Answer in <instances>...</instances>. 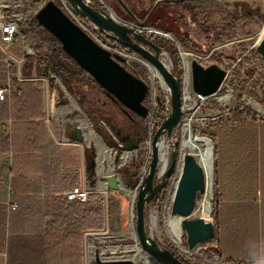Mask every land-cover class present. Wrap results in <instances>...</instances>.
<instances>
[{"label": "trees", "instance_id": "1", "mask_svg": "<svg viewBox=\"0 0 264 264\" xmlns=\"http://www.w3.org/2000/svg\"><path fill=\"white\" fill-rule=\"evenodd\" d=\"M92 1L91 5L94 8L102 7L97 0ZM156 1L113 0L110 5L119 17L129 21H131L130 18L144 21L147 27L175 37H179L184 28L180 12L188 14L196 11L203 12L207 5L203 1L196 3L187 0H175L173 3L164 1L152 10ZM56 5L60 7L58 3ZM121 9L125 14L121 12ZM30 26L31 29L28 32L32 34V38L40 42L38 47L43 46L45 50L34 55L24 54L21 52L19 41L14 42L10 47V53L13 56L26 62L23 73L26 79L15 82L19 95L0 102L6 115L5 122L10 121L9 132H5L7 123L2 125L4 131L0 147L8 153L19 150L24 152L40 150L43 155L40 166L43 186L31 187V181L28 180L25 183L19 175L8 179L9 189L13 191V194L8 196L5 203L0 204V252L6 255L5 264H82L81 233L101 231L104 226V211L106 210L110 218L111 209L115 207L114 200L108 197L107 207H105V200L99 193H91L85 203L68 201L60 194L67 189L68 185L74 187L78 184L77 182L73 184L72 181L68 183L66 177L62 176L61 162L53 152L45 153L47 150L45 147L48 144H41L46 133L42 122L44 119L43 83L40 80L28 78H31L32 71L35 77L44 76L51 80L56 78L75 99L79 108L92 123L94 130L108 146L115 147L116 140L101 121L111 128L115 137L122 141L124 148L137 149L141 139L140 127L143 119L133 116L125 120L123 114L128 112L127 109L103 90L110 103L99 101L93 91H85V87L99 86L62 51L58 41L35 20V17ZM26 33L27 31H24V34ZM151 38L168 54L172 62V73L181 79L182 65L174 43L170 41L162 43V36L151 35ZM4 60L5 56L0 49V86L4 85L8 76ZM11 67L10 76H14L15 67L12 65ZM58 92L62 95L61 90ZM156 103L155 131L168 114L164 100L157 98ZM167 105L169 110V101ZM242 110L244 109L241 108L235 113L237 118L246 112ZM245 116L250 117L251 121L241 120L236 123L234 129L217 132V137L214 138L213 207L210 213L215 227L214 250L223 261L234 264H243L239 258L238 241L234 243L237 235L252 228L254 230V220H247L240 214L239 204L243 197L240 198L237 193L238 174L241 168L242 171L252 170L257 148L255 113L248 111ZM49 146L55 149L52 145L49 144ZM94 157L95 152L92 146L84 150L85 175L89 183L95 180ZM9 168L11 170L12 166ZM138 169L139 165L135 163L118 169L126 186L133 187L138 183ZM220 175L235 177L232 184L236 187V191L233 189V194L229 189H227L228 193H224L221 187L222 181L219 182ZM21 181L23 184L19 187L17 183ZM40 192L44 193L42 197L38 195ZM54 193L59 194L52 195ZM157 195L158 193L152 199L153 201ZM219 199L231 200L234 204L226 206L220 203ZM12 204L15 205L14 209H11ZM231 237H234L232 241ZM168 249L185 264H190L178 256L173 249ZM150 261L152 264H157L153 259Z\"/></svg>", "mask_w": 264, "mask_h": 264}, {"label": "rangeland", "instance_id": "2", "mask_svg": "<svg viewBox=\"0 0 264 264\" xmlns=\"http://www.w3.org/2000/svg\"><path fill=\"white\" fill-rule=\"evenodd\" d=\"M34 1L21 0L22 4L18 7H11L10 11V13H18L23 17L25 31L27 33L23 40H19V44L21 52L29 55H34L39 51L45 50L43 46L38 47L40 42L32 38V34L28 31L31 29L30 24L33 22L35 12L41 5L50 0ZM52 1L58 3L60 8L66 14L70 15V9L66 0ZM97 1L103 8H106L112 13L119 22L134 25V20L131 18V21H129L119 17L114 12L110 5L113 3V0ZM2 2L6 3L4 1ZM2 2L0 1V4ZM88 2L92 4L93 1L88 0ZM190 2L196 3L199 1L190 0ZM203 2L207 4L203 12L196 11L193 14H188L179 11L182 17L181 23L184 26L179 37L171 35L170 37L163 36L161 38L162 43L167 41L174 43L181 61L182 75H184L185 61L188 62L189 80H187V84L185 85V80L183 79L185 94L183 95L181 122L174 130L171 141L165 139V146L163 147L168 152L169 162L173 144L177 145L178 166H176L171 177L167 179L163 188L158 192L155 201L151 200L145 206V223L146 230L153 239H156L160 245L173 249L178 256L190 264H234L223 261L215 252L214 238L210 241L197 244L192 249L188 248L185 231L181 227L178 231L173 228L172 224L174 222H181L182 217L171 214V197L172 194L174 195L176 181L181 172L183 161L179 168V143L185 134V125L187 123L191 131L195 132L199 138L202 137L209 141L208 143L212 147L211 172L213 175L215 161L214 138L216 139L217 132L224 129H234L237 122L249 119L250 117L245 116L248 111L255 113L256 120H264V55L256 51V47L260 41L259 32L264 29V0H203ZM127 6L129 7V4ZM121 12L124 13L122 9ZM97 38L106 47L116 48L113 43L102 36L97 35ZM13 57L16 58V56ZM161 57L165 58L166 65L171 70L172 62L164 50ZM17 60L20 62L19 66H15L14 75H17V71L19 70V76L22 79H26L23 76L26 62L23 59L17 58ZM193 60L197 61L203 67L216 65L225 71L226 76L220 90L216 94L203 97V99H199L194 95L191 89L190 73V64ZM119 62L130 73L141 79L148 86L149 92L143 103L148 109V115L141 123V139L137 149L124 148L122 141L115 137L111 128L105 122L101 121V124L115 138L116 146H108L96 132L101 142H99L100 146L97 147L96 151L95 180L93 183H89L85 175L84 186L90 192L101 194L105 200V207H107V198L111 197L114 200L115 207L111 209L110 218H108L106 210L104 211V226L101 231L85 233L82 255H84L86 261H90L89 264H147L145 258L149 264H152L150 258L139 247L137 242L134 219L135 200L138 193V185L150 160L151 138L155 132L156 99L159 98L165 101V110L167 111V100L169 97L156 71L138 55L128 53L125 60H120ZM8 69L9 73H11L12 67L10 66ZM32 78H37V80H41L43 83L44 117L49 121L48 125L52 128L53 133L59 137L58 140H60L62 128L66 122L74 121L76 118L89 120L79 108L75 99L56 78L51 80L44 76H32L28 79ZM6 81L7 78L4 84ZM46 89L49 91L48 99L46 98ZM58 90L62 91V95L59 94ZM84 90L93 91L99 101L110 103L109 98L100 87L89 86L85 87ZM51 92L55 93L53 111L50 110L48 103ZM227 95L228 97H225ZM241 108L244 109L242 111L246 112H243L237 118L235 113ZM123 116L125 120L131 119L133 116L136 117L130 111L123 114ZM83 130L87 131L84 127ZM9 131L5 126V132L7 133ZM69 135L74 138L73 132L69 131ZM88 140L89 137L87 136L85 143H88ZM201 149L204 150L205 146L201 147ZM188 153L192 154L198 160L197 156L189 150H186L184 154L186 155ZM131 163L139 165V181L133 187H128L122 181L118 169L122 166H128ZM159 163L157 168L158 174L161 167V162ZM167 166L158 178H154V184L159 182ZM108 176L117 177L120 188L118 191L107 189L105 178ZM212 195L213 183L207 186L203 194L197 195L194 210L188 218L194 219L200 217L204 222L213 223L211 216L208 215L211 213L213 207ZM167 221H170V223ZM172 235H174L180 245L172 242ZM180 247L192 253H184Z\"/></svg>", "mask_w": 264, "mask_h": 264}, {"label": "water", "instance_id": "3", "mask_svg": "<svg viewBox=\"0 0 264 264\" xmlns=\"http://www.w3.org/2000/svg\"><path fill=\"white\" fill-rule=\"evenodd\" d=\"M66 1L76 14L90 21L108 38L149 63L166 88L169 113L151 138L150 160L138 185L135 200V234L139 247L157 264H185L147 232L144 214L145 206L163 188L177 166V145L173 144L167 169L159 182L154 184V178L159 177L158 144L162 139L171 141L173 132L182 119L183 76L181 79L176 77L162 61L161 47L154 43L149 35L143 33L147 28L144 21L134 20V25L125 24L119 22L106 8H94L88 0ZM164 1L175 0H157L152 10ZM35 20L58 41L62 51L109 97L137 117L142 119L147 117L148 109L143 103L149 92L148 86L120 64L121 58L112 56L108 50L92 40L52 0L39 8ZM256 51L264 55V38L258 42ZM190 73L191 89L193 93L202 97L216 94L226 76L225 71L218 66L203 67L195 60L190 64ZM75 140L82 141L79 129H75ZM105 180L107 189L116 191L120 189L117 177L108 176ZM204 191L205 173L195 157L188 153L183 158L181 172L176 182L171 214L182 217L181 228L186 233V244L190 249L212 240L215 235L212 222H204L200 217L188 218L194 210L197 195L203 194Z\"/></svg>", "mask_w": 264, "mask_h": 264}, {"label": "crops", "instance_id": "4", "mask_svg": "<svg viewBox=\"0 0 264 264\" xmlns=\"http://www.w3.org/2000/svg\"><path fill=\"white\" fill-rule=\"evenodd\" d=\"M34 76V72H31V77ZM37 80V78H32ZM41 81V80H40ZM53 101L50 102L49 108L53 111ZM54 118V117H53ZM6 115L4 113L3 107L0 104V141L3 137V124L7 123ZM243 121H251L250 119H245ZM44 123V138L42 145H47L45 149L46 154H50L49 151L54 153V156L58 158L61 162V173L65 176L68 183L73 182L78 185H84L85 179V158L84 150L92 146L94 148L95 157L94 163L97 160V147L100 146V139H98L96 131H94L90 124V120H84L83 118H76L74 121L66 122L65 126L62 128V132L59 137L53 133L52 128L49 127V121L44 117L42 120ZM6 125V124H5ZM256 139L257 148L255 152L254 165L252 170L248 172V169L242 171L238 174V189L237 193L240 198V214L243 218L247 220H254V230L249 229L245 233L237 235L238 241V253L239 258L243 261V264H264V120H256ZM75 126V127H74ZM83 127L87 130L84 131ZM18 128V127H17ZM75 129H79L82 135V141L77 142L75 140ZM69 131L74 133V138L69 135ZM68 132V133H66ZM89 137L88 143H85V139ZM65 139V140H61ZM93 140V141H92ZM1 143V142H0ZM52 145L55 149L51 148ZM53 155V154H52ZM42 152L39 150L24 152L22 150L14 152H5L1 150L0 147V204L5 203L9 196V184L8 179H12L16 175L23 178L26 183L28 180L31 181V187H42L43 186V175H42ZM12 166L11 170H9ZM95 171V167H94ZM24 176V177H23ZM235 180L233 175L219 176V182L222 181L221 187L224 193H228L227 189L231 190V194L236 191V187L232 184ZM23 181L17 183L19 187H22ZM57 182V181H56ZM214 182V171L212 175V183ZM75 184V185H76ZM73 185H68L67 189L71 188ZM66 189V190H67ZM234 189V191H233ZM65 191V190H64ZM60 193L62 196L63 192ZM230 192V191H229ZM96 193V192H90ZM44 193L40 192L38 195L42 197ZM59 193H54L52 195H58ZM213 196V195H212ZM223 205L229 206L234 204L231 200L223 201L220 200ZM225 206V208H226ZM225 212V210H224ZM96 232V231H88ZM85 233H81L82 240V254L85 242ZM231 237V241H232ZM82 264H89V260L86 261L84 255H82ZM6 255L0 252V264H5Z\"/></svg>", "mask_w": 264, "mask_h": 264}, {"label": "built area", "instance_id": "5", "mask_svg": "<svg viewBox=\"0 0 264 264\" xmlns=\"http://www.w3.org/2000/svg\"><path fill=\"white\" fill-rule=\"evenodd\" d=\"M1 2L4 1L6 3H1L0 4V49L3 52L5 56L4 62L6 63L7 66V81L3 86H0V102L3 101H8L11 97L15 95H19V90L15 86V82L23 80L22 77L19 76V70L17 71V75L15 74L14 76H10L9 73V67L12 66H19V60L17 58H14L11 53H10V47L13 45L14 42L23 40L25 37L24 31H25V25H24V20L21 15L18 13H10L11 7H18L19 5L22 4L21 0H0ZM68 3V2H67ZM70 9V15L66 14L62 9V11L83 31L85 32L92 40H94L97 44H99L101 47L104 49L108 50L112 56H116L121 58L122 60H125L126 56H128V53H130L128 50L123 48L121 45L116 43L114 40H111L108 38L104 33H102L94 24H92L90 21L80 17L78 14L75 13V11L71 8L70 4H67ZM42 6V5H41ZM40 6V7H41ZM39 7V8H40ZM39 10V9H38ZM37 10V11H38ZM35 12V15L37 13ZM34 15V16H35ZM151 31V33H150ZM143 33L146 35H156V36H164L168 35L169 37L171 36L168 33H164L161 31H158L153 28L147 27L146 29L143 30ZM97 35L102 36L103 38L109 40L111 43H113L116 48H109L106 47L105 45L101 44L97 38ZM151 38V37H150ZM16 64V65H15ZM16 69V68H15ZM183 76V75H182ZM185 87L183 84V94H182V102H183V95L185 94L184 92ZM46 98L49 95L48 89H46ZM194 95L199 98L203 99L202 96L197 95L194 93ZM55 93L51 92L50 93V100L48 103L50 104L51 101H53V107L55 104ZM48 99V98H47ZM169 99L167 100L168 103ZM168 111V108H167ZM183 112V108H182ZM7 129L9 130L10 127V121H7ZM212 185V181H211ZM206 176H205V190H206ZM13 194V191L9 189V195ZM64 197L68 201H74L78 203H85L89 199L90 191L85 188L84 185H77L74 187H71L63 192ZM15 205H11V209H14ZM210 215V214H208Z\"/></svg>", "mask_w": 264, "mask_h": 264}, {"label": "bare ground", "instance_id": "6", "mask_svg": "<svg viewBox=\"0 0 264 264\" xmlns=\"http://www.w3.org/2000/svg\"><path fill=\"white\" fill-rule=\"evenodd\" d=\"M263 38H264V29H262L259 32V39L261 40ZM162 61L166 64L165 58L162 57ZM183 74H184L183 79L185 80L184 83L186 85L187 80H189L188 79V62L187 61H185V70H184ZM225 97H228V95ZM164 142H165V139H162L158 144V151H159V157H160L159 162H161L159 175L165 170L167 163H168V155H167L168 152H167V150H164V148H163L165 146ZM208 142L209 141H207V139L202 138V137L199 138L195 134V132H192L189 124L187 123L185 125V134L182 136L180 143H179V149H180V151H179V158H180L179 168L181 167V162L183 161V158L185 156L184 153L186 152V150H189L191 153H193L194 155L197 156L198 160H196V161L202 167V169L205 173V176H206V186H209L211 184V177H212V172H211V170H212L211 169V165H212L211 164V153H212L211 150H212V147ZM203 146H205L204 150L201 149V147H203ZM101 151H103V149H101ZM99 153H100V151H99ZM207 180H208V183H207ZM171 198L173 199V194H172ZM167 222L170 223V221H167ZM172 225H173V228L176 231H178V230H180L181 222H179V223L174 222V224H172ZM172 237H173L172 242L176 243V245H180V243L176 240L174 235H172ZM180 249L184 253H192V252H189L188 250L184 249L183 247H180ZM145 262L147 264H149L148 261L146 260V258H145Z\"/></svg>", "mask_w": 264, "mask_h": 264}]
</instances>
